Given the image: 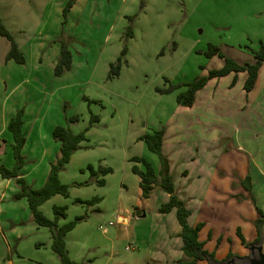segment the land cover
<instances>
[{"label": "rangeland", "instance_id": "374dc122", "mask_svg": "<svg viewBox=\"0 0 264 264\" xmlns=\"http://www.w3.org/2000/svg\"><path fill=\"white\" fill-rule=\"evenodd\" d=\"M68 2L0 0V23L25 58L7 60L11 42L0 34V163L15 166L8 124L22 111L27 141L20 175L30 187H43L60 156L49 127L62 118L87 139L59 171L68 195L57 193L39 208L50 219L58 216L59 225L80 217L66 235L69 257L80 264H181L186 256L176 208L162 211L169 194L160 185L143 196L133 167L145 165L133 157L159 173L160 155L140 137L163 129L162 153L175 186L182 189L183 182L188 195L197 187L195 194L203 195L214 154L184 130L201 115L211 125L213 114H204L201 93L192 106L180 105L177 95L187 91L184 83L223 67L219 53L239 64L255 60L251 48L264 41V0H75L65 16ZM63 47L74 67L56 75ZM213 49L218 53L208 55ZM119 57L120 73L109 77ZM75 115L78 121L70 122ZM200 159L208 164L203 171L195 168ZM89 165L112 170L95 177ZM20 190L16 178L0 175V264H62L50 229L36 223L27 197H17ZM55 206L66 215H57Z\"/></svg>", "mask_w": 264, "mask_h": 264}, {"label": "crops", "instance_id": "0c3cea01", "mask_svg": "<svg viewBox=\"0 0 264 264\" xmlns=\"http://www.w3.org/2000/svg\"><path fill=\"white\" fill-rule=\"evenodd\" d=\"M76 7L77 3L70 14ZM72 61L71 68L74 59ZM247 77V71H240L209 79L197 93L205 100L204 114L212 111L213 123L210 125V120L201 115L197 117V126L190 127L188 122L185 124L187 129L183 128L184 133L195 132L206 146V152L214 154L209 165L202 164L200 159V164L195 166L198 170L207 165L212 167L209 178L212 177V181L204 184V191L201 188L203 195L195 194L197 186L192 195H188L191 190L188 191L183 182V188L178 190L176 187V193L191 211L190 225L202 224L199 239L204 242V249L215 255L217 264H239V260L250 256L249 247L260 235L264 239V62L250 91L244 87ZM64 100L65 104L70 102L68 98ZM57 125H63L62 118L49 128L53 131ZM185 173L190 177V172L185 170ZM247 176L251 178L249 187L243 184ZM193 200L197 203H192ZM256 206L261 208V214ZM120 217L122 221L128 220L125 216ZM260 218L261 233L256 226ZM197 264L211 263L202 259Z\"/></svg>", "mask_w": 264, "mask_h": 264}, {"label": "trees", "instance_id": "16d2710c", "mask_svg": "<svg viewBox=\"0 0 264 264\" xmlns=\"http://www.w3.org/2000/svg\"><path fill=\"white\" fill-rule=\"evenodd\" d=\"M74 1L75 0H69L67 6H65V16L67 15L68 9L72 6ZM0 34L8 38L11 42L6 59H14L16 62L24 63L25 58L17 42L2 23H0ZM251 50L255 57V62L245 64H239L219 53V55L225 61L224 66L218 69L210 70L206 76L198 77L191 82L184 83L187 85L188 89L187 91L181 92L177 95V102L183 106H192L195 102L197 91L202 89L209 79L225 76L230 72L247 71L248 77L244 87L246 91H250L256 83L259 68L264 62V41H260L258 47L255 49L251 48ZM217 53V49H213L207 54L214 55ZM121 63V57H119L116 62L111 63L109 77L119 75ZM71 66V52L67 49V47H63L61 57L55 68V74L60 75L65 69H70ZM92 120L98 121L99 117L93 115ZM76 121H78L77 115L70 117V122ZM23 122L22 111H19L16 116L11 118L8 124V128L12 132L14 139L13 150L16 162L13 168H8L5 164L0 163V175L3 178H16L17 182L21 184V190L18 192L17 197H27L29 208L36 223H38L40 226H46L50 229L53 238V250L59 255L62 264H80L69 257L66 246V235L76 226L80 217H76L75 220L64 223L63 225H59L57 221L58 216H56V219L48 218L40 210L39 206L57 193L68 195V186L60 181L59 171L65 168L74 151H76L80 147V144L87 139L86 132L83 131L75 133L67 125H57L53 129L52 134L54 139L60 142V156L55 162L51 164L49 176L44 186L34 189L30 187L20 175V169L22 168L25 161L22 150L27 141L26 132L22 128ZM163 134V129H158L153 133H147L140 137V139L147 143L148 148L151 151L160 155L161 159V168L159 173H157L148 160L140 156L133 157L135 161L142 162L145 165V169H140L137 165L133 167V171L140 177V187L142 189V194L144 197H149L151 192H153L155 187L158 185H160L161 188L169 194V200L163 204L161 209L164 212H168L176 208L177 217L181 225V237L184 241L183 249L186 256V259L183 260L181 264H197L198 260L202 259H208L211 264H217L218 261L216 260L215 255L204 249V242L200 241L199 239V231L202 227V224L191 226L188 222V217L191 211L176 193L175 180L170 172L168 159L162 153ZM88 168L95 177H98V171L106 174L112 170L110 167H104L96 170L93 165H89ZM250 180V176H247V178L243 181V184L249 187ZM96 181L100 185L105 183L103 178L97 179ZM96 199L97 198H94L93 200H88L87 202L92 203ZM256 207L258 212L261 214V208L259 206ZM54 208L57 215H66L65 207L55 206ZM256 226L258 227L259 233H261L259 230L261 226V218L257 220ZM260 240L261 235L256 240V242ZM242 241L246 244L243 236ZM247 245L249 246L251 244L248 243Z\"/></svg>", "mask_w": 264, "mask_h": 264}, {"label": "water", "instance_id": "95a60500", "mask_svg": "<svg viewBox=\"0 0 264 264\" xmlns=\"http://www.w3.org/2000/svg\"><path fill=\"white\" fill-rule=\"evenodd\" d=\"M121 221L123 218H120ZM264 239H261L258 242L253 243L250 249V256L245 258L246 262H240V264H264ZM248 261V263H247Z\"/></svg>", "mask_w": 264, "mask_h": 264}, {"label": "built area", "instance_id": "2783aa9c", "mask_svg": "<svg viewBox=\"0 0 264 264\" xmlns=\"http://www.w3.org/2000/svg\"><path fill=\"white\" fill-rule=\"evenodd\" d=\"M127 249H130V247H127Z\"/></svg>", "mask_w": 264, "mask_h": 264}, {"label": "flooded vegetation", "instance_id": "af4514ba", "mask_svg": "<svg viewBox=\"0 0 264 264\" xmlns=\"http://www.w3.org/2000/svg\"><path fill=\"white\" fill-rule=\"evenodd\" d=\"M240 264V263H239Z\"/></svg>", "mask_w": 264, "mask_h": 264}]
</instances>
